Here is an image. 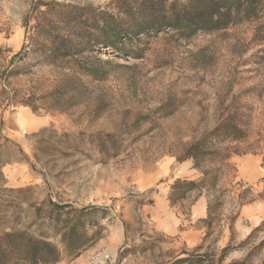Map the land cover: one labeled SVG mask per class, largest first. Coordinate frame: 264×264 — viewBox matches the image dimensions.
Here are the masks:
<instances>
[{"label":"rangeland","instance_id":"374dc122","mask_svg":"<svg viewBox=\"0 0 264 264\" xmlns=\"http://www.w3.org/2000/svg\"><path fill=\"white\" fill-rule=\"evenodd\" d=\"M46 1L0 0V237L49 243L56 264L96 252L108 264H264V16L188 40L151 34L123 53L91 42L74 64L34 33L30 11ZM224 121L241 139L212 134ZM198 197L208 217L190 247L159 222L177 210L187 228ZM55 205L95 207L84 228L100 235L66 254L73 214Z\"/></svg>","mask_w":264,"mask_h":264},{"label":"trees","instance_id":"16d2710c","mask_svg":"<svg viewBox=\"0 0 264 264\" xmlns=\"http://www.w3.org/2000/svg\"><path fill=\"white\" fill-rule=\"evenodd\" d=\"M108 1L103 7H80L55 0L36 2L30 11V17L36 21L34 33L48 39L49 51L55 59L79 64V53L91 42L106 46L115 53H123L126 46H133L151 34L165 33L188 40L199 34L221 32L238 24L254 22L264 16V0ZM54 24H62L66 29L54 31L51 27ZM88 31L93 33L94 39H88ZM212 134L239 140L242 131L236 124L224 121ZM199 152L195 156H200ZM188 186L190 191L193 182ZM54 210L66 216L73 214V223L65 219L61 231L66 254L80 252L100 235L99 230L87 235L84 228L86 220L97 224L87 219L95 207L76 209L70 205H55ZM10 260L18 261L16 264H56L60 253L55 246L44 241L18 233L6 234L0 237V264H7ZM188 261L180 259L175 263Z\"/></svg>","mask_w":264,"mask_h":264},{"label":"crops","instance_id":"0c3cea01","mask_svg":"<svg viewBox=\"0 0 264 264\" xmlns=\"http://www.w3.org/2000/svg\"><path fill=\"white\" fill-rule=\"evenodd\" d=\"M21 115H24L26 119H31V114L24 109L21 111ZM190 167L188 165L181 168L180 173L188 174ZM192 175L195 173L190 172ZM189 221L187 224L189 225L187 228H184L182 224L183 219L179 218V214L177 210L172 213H167L163 219L160 220L159 226L164 231V233L168 236H178L185 240L188 245L196 246L200 243L203 231L200 226H197L202 221L207 220L208 217V207L207 200L204 197L196 198L189 207ZM183 227L184 229H181Z\"/></svg>","mask_w":264,"mask_h":264},{"label":"built area","instance_id":"2783aa9c","mask_svg":"<svg viewBox=\"0 0 264 264\" xmlns=\"http://www.w3.org/2000/svg\"><path fill=\"white\" fill-rule=\"evenodd\" d=\"M109 255L106 252H96L89 256L85 264H108Z\"/></svg>","mask_w":264,"mask_h":264}]
</instances>
